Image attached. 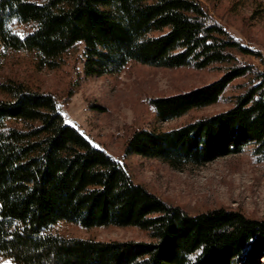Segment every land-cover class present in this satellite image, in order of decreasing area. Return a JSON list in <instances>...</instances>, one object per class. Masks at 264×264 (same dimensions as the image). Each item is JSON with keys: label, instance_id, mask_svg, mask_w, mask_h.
I'll return each instance as SVG.
<instances>
[{"label": "trees", "instance_id": "obj_1", "mask_svg": "<svg viewBox=\"0 0 264 264\" xmlns=\"http://www.w3.org/2000/svg\"><path fill=\"white\" fill-rule=\"evenodd\" d=\"M19 20L23 33L11 28ZM0 39L56 68L84 45L87 75L152 66H224L193 89L151 98L170 120L219 100L237 78L228 109L181 126L137 128L125 154L171 166L205 164L252 144L264 155V69L238 55L259 51L235 37L200 0H0ZM0 255L16 264H256L264 219L223 206L189 213L133 179L126 164L68 121L54 93L0 81ZM60 221L84 227L137 226L149 240L69 236Z\"/></svg>", "mask_w": 264, "mask_h": 264}, {"label": "rangeland", "instance_id": "obj_2", "mask_svg": "<svg viewBox=\"0 0 264 264\" xmlns=\"http://www.w3.org/2000/svg\"><path fill=\"white\" fill-rule=\"evenodd\" d=\"M200 1L235 37L262 54V59L256 54H239L238 59L264 69V0ZM25 29L26 25L22 24L18 31L23 33ZM84 62L83 43L64 53L56 68L42 67L34 54L7 50L0 44V81L15 78L33 88L54 93L66 119L95 144L123 161L135 181L187 212L223 206L240 210L251 218L264 219V155L255 154L252 144L205 164L180 167L171 166L158 157L125 154L126 141L137 128L169 130L228 109L234 104V95L241 91L239 85L244 78L235 79L217 102L161 120L151 98L211 82L221 76L224 66L162 67L131 61L120 72L87 75ZM53 230L69 236L104 240L150 239L149 232L137 226L87 228L60 221ZM0 264L16 263L0 255ZM256 264H264V254Z\"/></svg>", "mask_w": 264, "mask_h": 264}, {"label": "built area", "instance_id": "obj_3", "mask_svg": "<svg viewBox=\"0 0 264 264\" xmlns=\"http://www.w3.org/2000/svg\"><path fill=\"white\" fill-rule=\"evenodd\" d=\"M22 23L19 20H13L11 22V28L14 30H18L21 27ZM0 44L3 46L4 43L2 42V40L0 39Z\"/></svg>", "mask_w": 264, "mask_h": 264}]
</instances>
